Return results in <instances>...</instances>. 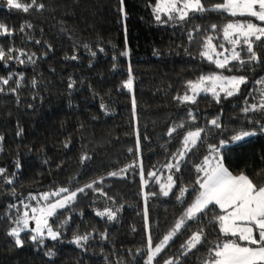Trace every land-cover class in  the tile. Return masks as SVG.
I'll use <instances>...</instances> for the list:
<instances>
[{
  "label": "trees",
  "instance_id": "trees-1",
  "mask_svg": "<svg viewBox=\"0 0 264 264\" xmlns=\"http://www.w3.org/2000/svg\"><path fill=\"white\" fill-rule=\"evenodd\" d=\"M157 2L37 0L45 7L24 13L0 0V23L13 33L0 36V47L26 53L19 57L23 64L16 59L0 61V80L12 77L0 93V169L5 170L0 175V264H146L148 235L155 247L171 231L194 199L193 189L202 175L196 168L208 155L209 145L229 138L233 129L244 128L256 135L249 146L226 157V167L233 174L244 173L257 185L264 184V132L260 130L264 112L243 111L261 99L264 85L256 81L264 79V40L254 48L258 62L243 67L233 62L230 71L219 69L201 56L206 37L213 36L217 47L230 48L222 26L249 18L207 12L190 13L183 22L160 23L153 12ZM220 2L203 0L205 7ZM212 25L217 28L213 30ZM18 55L13 52L14 57ZM241 56L248 58L246 51ZM129 69L132 91L124 87ZM221 72L244 76L248 83L232 97L222 93L219 103L203 93L195 104L176 99L190 93L189 81ZM216 118L222 129L211 125ZM181 123L184 128L169 136V130ZM197 126L206 130L203 140L179 172L170 171L165 165L174 163L172 156L181 148L186 131ZM141 162L143 179L139 167L128 168ZM124 168L128 171L123 175H109ZM150 172L156 175L149 176ZM169 175L175 184L164 196L161 187ZM9 178L12 184L6 182ZM93 181L97 182L94 189L106 195L86 188L72 205L59 210L50 219L61 232L58 240L33 242L25 231L23 246L18 247L8 235L17 215L12 205L21 210L29 195L61 187L75 191ZM182 188L188 189L184 203L177 199ZM106 208L116 211L115 220L96 215ZM210 221V215L187 221L153 264L168 259L202 264L218 236L224 239L218 223ZM200 229L207 242L183 255L187 249L182 245ZM84 234H91L84 248L71 242Z\"/></svg>",
  "mask_w": 264,
  "mask_h": 264
},
{
  "label": "snow or ice",
  "instance_id": "snow-or-ice-1",
  "mask_svg": "<svg viewBox=\"0 0 264 264\" xmlns=\"http://www.w3.org/2000/svg\"><path fill=\"white\" fill-rule=\"evenodd\" d=\"M121 4H123V0H121ZM7 5L10 9L20 10L24 13H28L32 8L43 9L45 7L44 4L37 3V0H29V2L7 0ZM153 12L156 21L160 23H167L168 20L183 22L190 19V13L195 16L196 14L202 15L207 12L227 14L231 17L249 18L231 20L222 26L223 39L231 46L230 48L225 47V44H220L217 47L213 43L214 37L207 36L201 56L210 63L215 64L217 68L229 71L231 70L229 66L233 65V62L243 67L246 63L260 60L254 48L257 42L264 40V0H221L220 3L208 7H205L203 0H158ZM162 16L167 17V19H162ZM27 27H31V25L29 24ZM211 28L215 30L217 26L212 25ZM21 31H23V26ZM12 34V30L5 24L0 23V36H10ZM192 38V34L189 33V39L191 40ZM242 51L247 52V60L242 58ZM13 52H18L19 55L14 57ZM25 55L26 53L20 50L9 49L6 52L0 47V61L16 59L23 64L25 61L19 57ZM92 55L95 56L96 53L93 52ZM123 55L127 56L128 52H124ZM72 59H76V57L73 56ZM28 60L34 63L31 56L28 57ZM10 79L12 77L0 80V93L4 92L3 85H8ZM20 80H23L22 76ZM247 83L248 80L244 76H226L222 72L210 73L198 77L196 81H189L187 86L191 94L185 92L183 96H177L176 99L181 104H195L197 97L203 93L205 95L211 94L213 99L219 103L222 93L225 98L232 97L240 92L242 85ZM256 83L264 85V79L258 80ZM17 87H19V83H17ZM124 87L132 91L131 69H129V79L125 82ZM11 91L15 92L16 89L13 88ZM260 95L261 99L258 103L244 107L243 111L245 113L250 111L264 112V87L260 89ZM133 106H135L134 98ZM188 115L195 121L196 117L191 111H189ZM210 123L215 128L222 129L219 118L211 120ZM178 128L183 129L184 123L173 126L169 130L168 135L172 136ZM260 130L264 132V124L260 125ZM202 134H206V130L199 126L195 130H187L181 148L172 156L174 163L169 162L165 167L170 171L175 169V171L179 172L182 162L188 158V154L203 140ZM255 135L256 132L244 128L233 129L229 138L220 139L217 144L209 145L208 155L204 157L202 163L196 168V171L202 175L198 176L196 180L198 187L193 189L194 199L188 204L183 215L175 223L171 231L155 247H153L151 234L148 235L145 250L147 255L146 264H153L155 257L168 246L169 241L173 239L182 226L186 225L187 221L201 220L204 216L209 215L211 216L210 222L218 223L219 233L224 239H220L218 236L215 246L209 250V255L202 264H264V184L257 185L253 182V179L244 173L233 174L225 165L226 157L235 155L238 151L249 146L250 138ZM2 139L3 137H0V140ZM82 159L86 160L89 157L84 156ZM133 166L141 169V177L143 179L142 162L129 165L128 168ZM128 168L121 169L119 172H112L109 175H123L128 171ZM4 172V169H0V175ZM155 175L156 173L154 172L149 173V176ZM167 179L169 183L161 187L164 196L169 195L171 188L175 184L173 176L169 175ZM6 182L12 184L13 179L9 178ZM143 182L145 185L148 183L147 180ZM96 183V181H93V183L86 184L75 191L61 187L54 192L42 193L39 197L29 195L27 199L29 201L35 200L36 206L22 202V213L17 205H12L11 207L17 208V215L13 220L15 226L9 230L8 235L14 238L18 247L23 246L24 241L21 239V233L25 231L31 233L30 239L33 242L43 244L46 238L53 241L58 240L61 232L53 229L50 219L56 217L59 210L72 205L76 201L78 193H84L86 188L101 191L103 195H106L102 190L94 189ZM99 183H103V180L101 179ZM187 192V188L180 190V195L177 199L181 203L185 202L184 197ZM147 196L148 194L145 195V204H147ZM116 214V211L111 208L96 212L97 216H106L109 220H115ZM30 221H34V228H30ZM64 223L66 224L67 221ZM63 226L62 224L61 227ZM90 235H76L71 242L78 247L84 248ZM206 242L204 230H198L182 245L183 248L187 249L183 255H187V252ZM48 255L51 256L53 253L49 252ZM164 264H179V262L174 259H168L164 261Z\"/></svg>",
  "mask_w": 264,
  "mask_h": 264
},
{
  "label": "rangeland",
  "instance_id": "rangeland-1",
  "mask_svg": "<svg viewBox=\"0 0 264 264\" xmlns=\"http://www.w3.org/2000/svg\"><path fill=\"white\" fill-rule=\"evenodd\" d=\"M189 94H191V93H189ZM168 183H169V181H167V183H165V185H167ZM52 192H54V191H52ZM41 194H42V193H41ZM34 196L39 197L40 194H39V195H34ZM25 203H30L32 206H36V201H35V200H32V201L27 200ZM22 211H23V208L21 209V213H22ZM30 215H31V213H30ZM34 227H35V223H34V221H30V228H34ZM53 229H54V230H57V229H55L54 227H53ZM47 239H49V238H47Z\"/></svg>",
  "mask_w": 264,
  "mask_h": 264
}]
</instances>
